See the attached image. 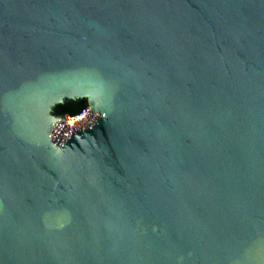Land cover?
Instances as JSON below:
<instances>
[{"label":"water","instance_id":"1","mask_svg":"<svg viewBox=\"0 0 264 264\" xmlns=\"http://www.w3.org/2000/svg\"><path fill=\"white\" fill-rule=\"evenodd\" d=\"M0 264H264V0H0Z\"/></svg>","mask_w":264,"mask_h":264},{"label":"trees","instance_id":"2","mask_svg":"<svg viewBox=\"0 0 264 264\" xmlns=\"http://www.w3.org/2000/svg\"><path fill=\"white\" fill-rule=\"evenodd\" d=\"M87 106L85 99L64 100L61 104H56L51 108V111L56 116L74 115L80 109Z\"/></svg>","mask_w":264,"mask_h":264},{"label":"built area","instance_id":"3","mask_svg":"<svg viewBox=\"0 0 264 264\" xmlns=\"http://www.w3.org/2000/svg\"><path fill=\"white\" fill-rule=\"evenodd\" d=\"M88 110H89V108L86 106V107L80 109L74 115H62V124L64 126H70L73 123H76L78 121H81L85 117V114L83 112H81V111H88Z\"/></svg>","mask_w":264,"mask_h":264}]
</instances>
